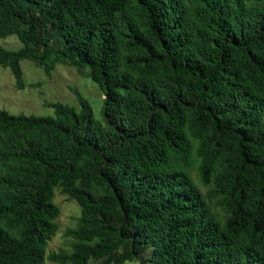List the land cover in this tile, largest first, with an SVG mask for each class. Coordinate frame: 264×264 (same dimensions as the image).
Wrapping results in <instances>:
<instances>
[{
    "label": "trees",
    "instance_id": "1",
    "mask_svg": "<svg viewBox=\"0 0 264 264\" xmlns=\"http://www.w3.org/2000/svg\"><path fill=\"white\" fill-rule=\"evenodd\" d=\"M8 35L16 87L27 59L103 98L0 108V264H264V0H0Z\"/></svg>",
    "mask_w": 264,
    "mask_h": 264
},
{
    "label": "rangeland",
    "instance_id": "2",
    "mask_svg": "<svg viewBox=\"0 0 264 264\" xmlns=\"http://www.w3.org/2000/svg\"><path fill=\"white\" fill-rule=\"evenodd\" d=\"M0 45L8 49H16L21 43L14 35L0 38ZM23 86L16 87L14 78L7 67L0 66V108L10 113L36 115H52L53 109L45 105V101H59L78 109L75 95L71 89H77L83 95L91 108L95 119L101 120L102 94L97 84L90 78L78 74L71 66L57 64L47 75L41 67L31 61H20ZM203 190V187L200 186ZM52 201L58 206L59 212L55 218L57 229L47 241L45 254L68 250L72 241L65 232L75 225L79 215V207L72 199L67 198L56 187L53 188ZM42 264H60L45 259ZM68 264V263H67ZM122 264H139L138 260L125 261Z\"/></svg>",
    "mask_w": 264,
    "mask_h": 264
}]
</instances>
